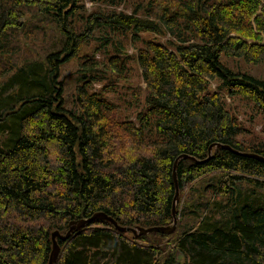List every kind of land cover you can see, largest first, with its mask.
<instances>
[{
	"label": "trees",
	"instance_id": "16d2710c",
	"mask_svg": "<svg viewBox=\"0 0 264 264\" xmlns=\"http://www.w3.org/2000/svg\"><path fill=\"white\" fill-rule=\"evenodd\" d=\"M130 6L87 14L81 0H0V264H47L51 232L96 212L120 226L169 225L181 153L205 160L176 168L179 194L190 190L175 231L134 236L94 220L57 239L55 264H264V162L222 148L207 158L213 143L264 156V141L242 139L249 131L222 95L264 116V79L219 60L264 62V0ZM126 32L139 44L133 57L144 84L142 98L132 90L134 119L104 95L129 78L122 49L106 61L80 59L68 108L62 64L96 33L104 50ZM101 80L100 89L90 84Z\"/></svg>",
	"mask_w": 264,
	"mask_h": 264
},
{
	"label": "rangeland",
	"instance_id": "374dc122",
	"mask_svg": "<svg viewBox=\"0 0 264 264\" xmlns=\"http://www.w3.org/2000/svg\"><path fill=\"white\" fill-rule=\"evenodd\" d=\"M132 0H81V5H83V9L85 12L91 13L95 11L107 12L110 10L115 11H125L131 12L132 6H130ZM103 34V33H102ZM94 38H92L87 45L83 47V49L79 53V57L70 58L69 61L62 64L60 68V77L59 79L62 81V85L64 87L63 91V101L65 105L69 107H73V96L75 93V87L80 82V73L79 65L80 59L88 58V59H97L100 61H106L104 58L106 53H109L111 56L116 53V50L122 49L128 55V66H129V78L125 81H113L112 83H116L115 91L104 92V95L114 101L118 106V112L120 115L130 116L132 120L134 119V115L132 114L137 107V102L134 99L133 89H135L139 94V96L143 97L142 88L144 87L143 82H141L140 70L138 69L137 62L135 61L133 55L136 53V46L138 43L133 44L131 40L130 32H126L119 36H114L116 43L111 45L108 41L105 45V49L102 50L100 48L101 41L99 40V33L95 34ZM104 35V34H103ZM110 36L109 34H106ZM104 35V36H106ZM110 38V37H109ZM141 38L150 39L157 38L158 40L165 42L169 36L166 35H158L151 32H141ZM35 40L25 41L24 46L28 49L32 47ZM27 52V51H26ZM97 57V58H96ZM126 60V57H120ZM220 62L223 66H226L228 69L239 72L246 73L253 77L264 79V62L259 63H248L242 57H229L222 54L219 58ZM104 74L101 73V78L103 79ZM107 83V82H106ZM105 80H101L100 82L90 83L96 89H100L105 84ZM114 83V85H115ZM212 89H215V84L211 85ZM225 99L226 107L237 117L238 121L244 126L248 133L242 134V139L245 138L246 141H256L263 142L264 141V116L260 115L259 112L255 110L254 105L242 98V97H228L224 92L222 93ZM190 186L187 187L184 191H182L179 202H178V211L177 213V221L180 222L183 220V217L180 216V211L185 206L187 193H189Z\"/></svg>",
	"mask_w": 264,
	"mask_h": 264
},
{
	"label": "water",
	"instance_id": "95a60500",
	"mask_svg": "<svg viewBox=\"0 0 264 264\" xmlns=\"http://www.w3.org/2000/svg\"><path fill=\"white\" fill-rule=\"evenodd\" d=\"M212 148L226 149V150H229V151L236 153L238 155L252 157V158H255V159H258V160L264 162V156H262V155L255 154L252 152L238 151V150L231 148L229 145L221 144V143H213V144L209 145L208 150H207V152H208L207 158L210 157ZM184 158H188V159L195 161V162H198V163L205 160V159L197 160L194 156H190V155L185 154V153H181V154L175 156L173 163H172V169H171L172 170V179H173L172 183H174L175 192H174V195H172L173 198H172V203H171V207H170L171 208V215H172V220H171L172 222L169 225H166V226H149V227H142V226H138V225H135L132 227L120 226L119 224L116 223V221L113 218H111V216H109L103 212H96V213L92 214L90 217L80 218V219L69 221V223L67 224L68 229L65 233H60L58 230H54L51 232V234H50L51 250H49L50 253H49V258H48L47 264H55L59 255H60V251H59L60 246L57 243V239L62 240V241L69 239L68 237H71L75 232L81 230L88 223H91L94 220H105V221L109 222L110 224H112L115 227V229L118 230L119 232L124 233V234H125V232H130L134 236L145 235V234H149L152 232L171 233V232L175 231L177 228V224H178V221H177L178 218L176 215V208L175 207H176L177 202L179 200V195H178L179 194V187H178V183H177L178 179H177L176 168H178L179 162Z\"/></svg>",
	"mask_w": 264,
	"mask_h": 264
}]
</instances>
